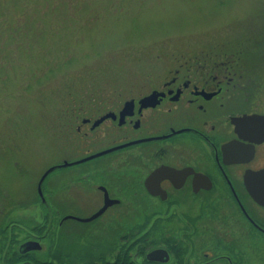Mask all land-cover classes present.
I'll return each mask as SVG.
<instances>
[{
    "label": "flooded vegetation",
    "instance_id": "1",
    "mask_svg": "<svg viewBox=\"0 0 264 264\" xmlns=\"http://www.w3.org/2000/svg\"><path fill=\"white\" fill-rule=\"evenodd\" d=\"M205 52L60 136L79 151L52 166L86 159L0 205V263L264 264V123L232 122L264 115V84Z\"/></svg>",
    "mask_w": 264,
    "mask_h": 264
},
{
    "label": "rangeland",
    "instance_id": "2",
    "mask_svg": "<svg viewBox=\"0 0 264 264\" xmlns=\"http://www.w3.org/2000/svg\"><path fill=\"white\" fill-rule=\"evenodd\" d=\"M210 46L264 78V0H0V205L26 202L50 165L79 151L59 143L83 116L144 91L175 54Z\"/></svg>",
    "mask_w": 264,
    "mask_h": 264
},
{
    "label": "trees",
    "instance_id": "3",
    "mask_svg": "<svg viewBox=\"0 0 264 264\" xmlns=\"http://www.w3.org/2000/svg\"><path fill=\"white\" fill-rule=\"evenodd\" d=\"M237 52H238V49H236V51L234 52V54H236ZM221 53H222L221 56H216V57H220L221 59H224V61H225L226 59H227V60L230 59V53H231V52L229 53L228 51H226V50L224 49V51L221 52ZM237 57H240V56L237 55ZM173 58H175V59L177 58V59H178V58H183V57H180L179 55H176V54H175V55L173 56ZM244 59L247 61V56H245ZM253 61H256V60L253 59ZM253 61H252V62H253ZM247 62H248V64L251 63V61H247ZM170 68H171V67H170ZM226 68H227L228 71L230 70V73H234V75L239 74V70H238L239 67H238L237 65L231 63V62L229 63V65L226 66ZM247 76H248L249 78H255V77H256V78H258V80H259V77H261L262 75L259 76V75L256 73L255 76H252V75H247ZM76 115H77V114H76ZM73 116H75V114H74ZM77 116H78V115H77ZM77 116H76V117H77Z\"/></svg>",
    "mask_w": 264,
    "mask_h": 264
},
{
    "label": "water",
    "instance_id": "4",
    "mask_svg": "<svg viewBox=\"0 0 264 264\" xmlns=\"http://www.w3.org/2000/svg\"><path fill=\"white\" fill-rule=\"evenodd\" d=\"M127 108H128V105L126 104L124 109L121 111V114H120L121 117L124 116ZM262 121L264 122V117H262V116H249V117H245V118H242V119H237L235 121V123H259V122H262ZM46 173L44 174V176L46 175ZM257 195L260 197V199L262 201H264V191H263L262 194L259 193Z\"/></svg>",
    "mask_w": 264,
    "mask_h": 264
}]
</instances>
